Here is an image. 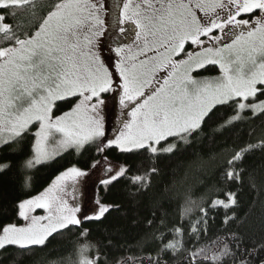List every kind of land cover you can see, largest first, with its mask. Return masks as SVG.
Masks as SVG:
<instances>
[{
    "label": "snow or ice",
    "instance_id": "1",
    "mask_svg": "<svg viewBox=\"0 0 264 264\" xmlns=\"http://www.w3.org/2000/svg\"><path fill=\"white\" fill-rule=\"evenodd\" d=\"M105 11L102 0H55L50 4L44 0H0V36L8 44L0 46V133H7L6 138L0 136V142H15L34 122L39 125L33 155L24 161V168L35 167L59 150H80L90 143L96 144L98 152L110 146L122 152H173L176 143L157 146L170 137L187 143L217 105L235 104V114L221 128L242 119L245 111L254 116L264 114V99L259 98L264 97V0H123L118 16L107 28L101 18ZM18 12L29 19L27 25L17 20ZM100 37L113 45L109 49L115 57L112 70L100 54ZM208 65H218L221 75L213 79L193 75ZM110 91L120 92L119 103L130 117L120 120L122 127L113 139L106 137L99 115L107 104L102 94ZM71 97L78 102L55 115L57 102ZM56 136L60 138L50 150L48 142ZM246 150L237 151L228 160V180L240 179L233 165ZM9 167L0 164V170ZM125 170L120 166L102 183H110ZM85 175L80 169L69 168L38 195L19 201L16 215L25 223L0 225V249L46 247L53 234L80 225L79 208L70 206L64 196L66 182ZM132 179L144 184L142 176ZM235 203V194L227 193L226 200H213L210 207L228 209ZM108 207L101 205L94 218L100 219ZM37 209L47 214L33 215ZM191 210L185 208L181 215ZM200 212L206 217L207 209ZM229 219L226 216L225 223ZM196 230L193 226L192 231ZM87 231L81 232L82 238ZM172 232L182 236L180 228ZM163 238V234L157 237L161 242ZM88 247L80 246L79 264H96L98 255H84ZM182 247L181 240L173 239L163 244L160 252L175 253ZM236 247L239 250V244ZM203 251L188 254L191 264H197ZM229 255L235 253L225 243L205 259L216 262ZM155 264H161L159 254ZM239 264H248V260L242 258Z\"/></svg>",
    "mask_w": 264,
    "mask_h": 264
},
{
    "label": "trees",
    "instance_id": "2",
    "mask_svg": "<svg viewBox=\"0 0 264 264\" xmlns=\"http://www.w3.org/2000/svg\"><path fill=\"white\" fill-rule=\"evenodd\" d=\"M54 2L44 0L45 4ZM17 20L25 25L29 22L23 12H18ZM5 23L14 24L15 21L6 20ZM0 46H8L2 36ZM198 73L213 76L219 74V69L209 65ZM75 101L76 98H69L58 102L54 113L70 109ZM234 114V103L217 105L201 129L187 138V143L175 142L178 146L173 152L154 154L147 149L122 152L114 146L98 152L94 143L80 152L69 150L52 161L26 169L23 163L33 155V128L15 142L3 144L0 164L11 167L0 170V225L19 222L18 202L38 194L73 166L91 169L96 163L106 161L108 164L122 163L126 171L101 186V201L109 207L100 219L84 218L80 225L60 230L53 234L46 247L0 249V264H79V249L83 244L89 245L85 256L96 258L98 255L96 264H155L158 254L161 264H191L188 254L197 249L204 250L197 257V264H239L242 258L248 260V264H262L264 114L254 116L251 111H245L242 119L221 128ZM163 145L164 142L160 144ZM249 145L254 147L249 149ZM243 149L247 150L233 165L240 172V179L228 180L225 177L227 162ZM135 176L144 177V184L134 183ZM26 178H30L27 184ZM227 193L235 194V205L228 209L210 207L213 200H226ZM185 208L192 210L182 216ZM201 208L207 209L206 217L202 216ZM226 216L230 218L227 223ZM193 226L197 229L195 232ZM174 228H180L182 236H175ZM85 229L88 231L82 238L81 232ZM161 234L163 242L157 239ZM173 239L181 240L182 249L175 253L171 250L160 252L163 244ZM225 243L234 256L216 262L205 259L218 253Z\"/></svg>",
    "mask_w": 264,
    "mask_h": 264
},
{
    "label": "rangeland",
    "instance_id": "3",
    "mask_svg": "<svg viewBox=\"0 0 264 264\" xmlns=\"http://www.w3.org/2000/svg\"><path fill=\"white\" fill-rule=\"evenodd\" d=\"M102 2L106 6V11L104 13H101V18L105 20V28H107L110 21L114 20V18L116 16H118L119 8H122L123 0H102ZM109 12L112 14L111 16L108 15ZM198 14L202 15V13H198ZM259 15H260V13L256 12V16H259ZM242 18L243 19H250L249 15H242ZM253 19H254V17H253ZM217 34H219V33H217ZM106 35H111V33L106 32ZM112 46L113 45L111 44V41L106 40L104 37H100V54L103 57V59L105 60V63H107L109 65L110 70H112L111 65L115 62V57H114L113 53H111L109 51V49ZM186 47H188V45H186ZM216 66L218 67V65H216ZM218 69H219V67H218ZM199 71H197L196 73H193V75H195L198 79H203V78L213 79V78L219 77L221 75L220 70H219V74L213 75V76L201 75L198 73ZM158 77H159V74H158ZM114 80L116 83H119V79L115 73H114ZM119 97H120L119 91H116L115 93L110 91L108 93L102 94V98L107 101V104H106V106H103L101 108V110L99 111V115L101 117H103L104 126H105V133H106V137L108 139H113L115 137V135L118 134L116 132V130L118 128L122 127V125L120 124V120L130 119V117L127 115L128 109L122 108V106L119 103ZM71 98H76V97H71ZM67 99H69V98H67ZM58 102H60V101H58ZM77 102H78V98H76L75 103H77ZM249 102H254V101H252L250 99ZM75 103H74V105H75ZM55 108H56V106L54 107L53 112L55 111ZM70 109H68L64 112H67ZM62 113H59L57 115H61ZM38 126H39L38 123L34 122L33 125L29 126L28 130L33 128V132L35 133ZM0 136H3L6 138L7 133H0ZM59 138H60L59 136H56L55 138H51L49 140L48 147L50 150L56 146V143L59 140ZM176 141L177 140L170 137V138H168L167 143L164 142L163 147L166 148L168 145L173 144ZM105 143H106V141H105ZM90 144H94V143H90ZM2 145H3V143L0 142V147ZM114 147H116V146H114ZM157 147L163 148L160 145H158ZM83 148L80 150H77L76 148L73 147V148H69V149L59 150L50 159H48L46 161H42L40 164L52 161L53 159L59 157L60 155H62L63 153H65L69 150H75L77 152H80L83 150ZM106 148H109V147H105L104 149H106ZM108 163L106 161H101L99 163H96L95 166H93L91 169H81L79 167L73 166V167L80 169L81 171L85 172L86 175L83 177L77 178V180L75 182L72 180H69L66 182V195L64 196V198L68 201L70 206L79 208V211L76 213V215L81 221L85 217L94 218L99 213L100 205L104 204V203H102L101 198H100V188H101V186H106L107 184L102 183V181L110 179L111 175H115L116 171L119 170L120 166H124L126 169V165H124L122 163H115V162H114L115 164L114 163L108 164ZM109 168L112 169L111 172L109 171ZM122 175H120V176H122ZM120 176H118V177H120ZM112 181L113 180H111L110 183ZM38 194H36V195H38ZM26 199H28V198H26ZM104 205L108 206L107 204H104ZM32 214L33 215H46L47 213L43 209H37ZM19 219H20V221L16 222V223H19V224L25 223V221L22 218H19Z\"/></svg>",
    "mask_w": 264,
    "mask_h": 264
}]
</instances>
